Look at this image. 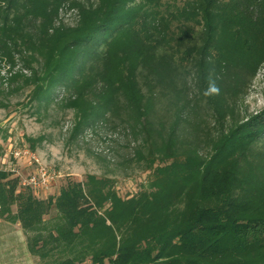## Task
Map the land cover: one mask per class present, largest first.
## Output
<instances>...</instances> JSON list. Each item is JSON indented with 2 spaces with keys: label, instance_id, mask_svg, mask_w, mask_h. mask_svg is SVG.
I'll use <instances>...</instances> for the list:
<instances>
[{
  "label": "trees",
  "instance_id": "obj_1",
  "mask_svg": "<svg viewBox=\"0 0 264 264\" xmlns=\"http://www.w3.org/2000/svg\"><path fill=\"white\" fill-rule=\"evenodd\" d=\"M138 1L0 0V58L31 71L33 109L65 93L75 135L121 114L127 162L150 171L132 197L88 175L43 199L0 170V219L44 264H264V108L232 106L264 64V0ZM67 4L75 27L58 24ZM209 76L218 96L203 94Z\"/></svg>",
  "mask_w": 264,
  "mask_h": 264
},
{
  "label": "rangeland",
  "instance_id": "obj_2",
  "mask_svg": "<svg viewBox=\"0 0 264 264\" xmlns=\"http://www.w3.org/2000/svg\"><path fill=\"white\" fill-rule=\"evenodd\" d=\"M165 1L168 0H162L163 3ZM140 2L141 0L138 1ZM147 6L150 7L149 4ZM79 21L77 8L70 4L61 8L58 24L62 22L75 27ZM91 52L93 53L91 48L86 50V54L90 55ZM21 74L31 75L22 61L17 59L16 64L11 65L0 58V170L19 171L23 175L34 174L40 167L49 170L54 179L49 189L42 194L43 199L56 197L60 188L70 179L85 181L88 175H106L114 181L123 198L137 195L148 185L150 171L127 162L132 157L137 142L128 135L129 132L123 130L121 114L115 117L104 115L103 118L99 114L90 121V125L84 126L75 135L73 131L78 110L65 106L66 103L62 102L65 93L56 99V104L49 111L37 113L31 101L32 86L25 84L24 78L19 76ZM69 97L73 100L76 96L71 94ZM232 106L240 119L256 115L264 108V64L252 77L245 96ZM202 115L203 113V118ZM204 118L208 122L202 125L203 129L207 133H216L211 111ZM199 133L205 134L204 131ZM27 149L29 154L16 158V151L23 152ZM55 216L56 211L53 210L46 219ZM2 222L11 253L9 261L5 260L10 264H44L38 255L30 251L28 235L20 223ZM92 262L91 258H87L83 264Z\"/></svg>",
  "mask_w": 264,
  "mask_h": 264
},
{
  "label": "built area",
  "instance_id": "obj_3",
  "mask_svg": "<svg viewBox=\"0 0 264 264\" xmlns=\"http://www.w3.org/2000/svg\"><path fill=\"white\" fill-rule=\"evenodd\" d=\"M29 154L28 149L21 152V151H16L15 155L16 158H19L21 156H25ZM13 172L16 176L20 177L21 181V186L24 188H31L35 195L39 198L41 197L42 194H44L50 187L52 180L54 179L53 175L49 170H47L44 167H40L37 169V172L28 175H23L19 173V171H11ZM91 264H94L93 262Z\"/></svg>",
  "mask_w": 264,
  "mask_h": 264
},
{
  "label": "crops",
  "instance_id": "obj_4",
  "mask_svg": "<svg viewBox=\"0 0 264 264\" xmlns=\"http://www.w3.org/2000/svg\"><path fill=\"white\" fill-rule=\"evenodd\" d=\"M2 221L3 220L0 219V264H10L8 261L11 253L9 251L8 238Z\"/></svg>",
  "mask_w": 264,
  "mask_h": 264
},
{
  "label": "clouds",
  "instance_id": "obj_5",
  "mask_svg": "<svg viewBox=\"0 0 264 264\" xmlns=\"http://www.w3.org/2000/svg\"><path fill=\"white\" fill-rule=\"evenodd\" d=\"M203 94L206 97L218 96L220 94V88L217 85L216 80L213 79L211 76H209L208 86L204 90Z\"/></svg>",
  "mask_w": 264,
  "mask_h": 264
}]
</instances>
